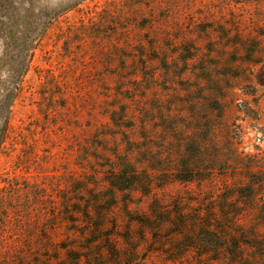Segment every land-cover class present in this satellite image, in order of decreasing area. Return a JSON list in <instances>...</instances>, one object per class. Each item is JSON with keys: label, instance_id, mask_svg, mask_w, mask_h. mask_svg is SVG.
I'll return each instance as SVG.
<instances>
[{"label": "rangeland", "instance_id": "rangeland-1", "mask_svg": "<svg viewBox=\"0 0 264 264\" xmlns=\"http://www.w3.org/2000/svg\"><path fill=\"white\" fill-rule=\"evenodd\" d=\"M9 1L23 19L0 33V105L16 92L0 186L74 181L84 147L117 161L135 150L154 187L121 197V239L162 207L170 231L187 221L186 239L162 244L198 256L153 264H264V0ZM22 153L31 165L18 164ZM208 228L221 241L198 242ZM17 237L0 264H26Z\"/></svg>", "mask_w": 264, "mask_h": 264}, {"label": "trees", "instance_id": "trees-1", "mask_svg": "<svg viewBox=\"0 0 264 264\" xmlns=\"http://www.w3.org/2000/svg\"><path fill=\"white\" fill-rule=\"evenodd\" d=\"M18 12L19 7L9 0H0L1 34L7 37L14 34L16 25L23 19ZM27 27L25 29L29 30ZM20 77L21 73L15 71L14 84ZM15 94V89H7L0 105V153L11 140L12 111L9 105ZM99 139L104 141L105 135H99ZM98 151V155L92 153L90 156L88 147L82 149L79 157L87 167H82L83 175H73L74 181H64V175H52L34 182L6 179L5 185L0 186V247L7 244L9 237L19 236L15 243L23 250L26 264H153L164 257L182 261L191 251L198 256V247L183 246L182 243L162 244L163 240L183 241L187 232V221L182 217L173 225L175 231H170L171 218L162 207L145 212L143 218L132 219V229L128 228L127 235L121 239L118 233L124 221L120 220V199L143 190L150 193L154 187L150 183L153 175L140 171L134 160L135 150L118 161L107 157L100 147ZM110 159L113 165L107 164ZM31 162L24 153L18 160L24 167ZM89 173L95 174L99 181H90ZM193 181V175L181 180ZM131 202L125 201L128 208ZM111 227L116 230L111 231ZM163 232L168 235L162 236ZM253 232L261 233L256 229ZM35 233L41 234L35 237ZM221 238L222 233L215 234L208 228L198 232L197 240L214 243ZM259 238L264 242V237ZM155 243L166 247H158ZM260 250L264 255V245Z\"/></svg>", "mask_w": 264, "mask_h": 264}]
</instances>
